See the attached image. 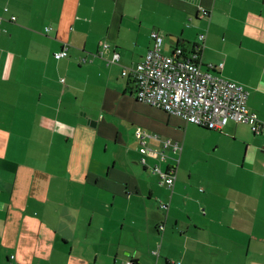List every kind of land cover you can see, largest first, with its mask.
Returning a JSON list of instances; mask_svg holds the SVG:
<instances>
[{"label":"crops","instance_id":"1","mask_svg":"<svg viewBox=\"0 0 264 264\" xmlns=\"http://www.w3.org/2000/svg\"><path fill=\"white\" fill-rule=\"evenodd\" d=\"M0 18V264H264V0H0ZM153 31L243 84L261 132L139 101L122 71ZM137 129L182 145L166 217Z\"/></svg>","mask_w":264,"mask_h":264},{"label":"built area","instance_id":"2","mask_svg":"<svg viewBox=\"0 0 264 264\" xmlns=\"http://www.w3.org/2000/svg\"><path fill=\"white\" fill-rule=\"evenodd\" d=\"M1 23L2 18H0V27ZM52 24L53 22H50L46 31L51 29ZM151 36L153 47L145 58L136 66L122 71L123 76L134 79L135 96L139 101L181 116L187 122L207 129L222 130L229 122L235 121L250 124L257 134L261 132L262 123L258 115L248 107L249 91L243 84L228 80L211 70L217 67L203 69L199 62V46L191 53L176 47L172 53L164 54V37L156 31H153ZM107 46L108 44H105V47ZM68 50L69 45L64 44L61 50L54 53V57L59 60L68 56ZM118 60L119 54L115 52L110 59H107L106 64ZM88 61H90L88 57L81 59L82 63ZM62 81L64 82V79ZM136 137L141 143L140 163L151 167L158 175L159 184L164 188L165 197L160 200L159 207L166 217L174 193L182 145L178 140L161 138L158 134H151L142 129L136 130ZM152 139L159 143L149 144ZM148 157L159 162L171 163L165 166L159 163L148 165ZM159 228L163 230L165 224L161 223ZM7 264H16L15 255L10 256ZM128 264L134 263L128 262ZM173 264L182 263L175 261Z\"/></svg>","mask_w":264,"mask_h":264},{"label":"rangeland","instance_id":"3","mask_svg":"<svg viewBox=\"0 0 264 264\" xmlns=\"http://www.w3.org/2000/svg\"><path fill=\"white\" fill-rule=\"evenodd\" d=\"M190 24V23H189ZM186 25V24H185ZM211 32H212V34L214 35V36H219V34H220V36L222 37V38H224V36H225V31L223 30V26H222V24H221V22H218V20L215 18L214 20H213V22H212V25H211ZM243 27L242 26H240L239 25V27H238V22L237 21H235V22H233V26L231 27V29H229V32L226 34V37H227V39L228 40H232V39H234V38H236V37H240V36H242L243 35ZM189 30H187V32H188ZM165 38V37H164ZM166 40L168 41V42H170L171 40L170 39H168L167 37H166ZM236 40V39H235ZM165 46V45H164ZM188 46V48H190V44H188L187 45Z\"/></svg>","mask_w":264,"mask_h":264},{"label":"trees","instance_id":"4","mask_svg":"<svg viewBox=\"0 0 264 264\" xmlns=\"http://www.w3.org/2000/svg\"><path fill=\"white\" fill-rule=\"evenodd\" d=\"M49 26V25H48ZM47 27V26H46ZM0 29H1V27H0ZM199 62H200V60H199ZM171 207V206H170ZM162 212V211H161Z\"/></svg>","mask_w":264,"mask_h":264}]
</instances>
